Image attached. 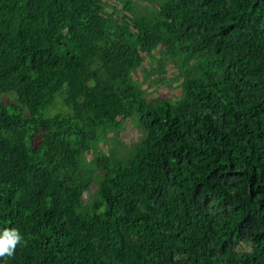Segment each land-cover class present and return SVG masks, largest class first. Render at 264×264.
<instances>
[{"label": "trees", "instance_id": "trees-1", "mask_svg": "<svg viewBox=\"0 0 264 264\" xmlns=\"http://www.w3.org/2000/svg\"><path fill=\"white\" fill-rule=\"evenodd\" d=\"M12 93L0 264H264V0H0Z\"/></svg>", "mask_w": 264, "mask_h": 264}, {"label": "rangeland", "instance_id": "rangeland-1", "mask_svg": "<svg viewBox=\"0 0 264 264\" xmlns=\"http://www.w3.org/2000/svg\"><path fill=\"white\" fill-rule=\"evenodd\" d=\"M166 65L167 66H164L166 69V73L157 74L152 77V84L147 83V81L143 83L142 88L146 92V97L148 99H152V101L156 102V100L159 99H168L175 101L182 95V88L180 85L182 81H180L181 79L178 78V75L176 76L177 68L168 63ZM147 67L150 68V65H148ZM142 80L143 79H141L140 82ZM0 102L6 103L7 108L12 113H16L17 115H24V111L17 105L16 98L13 95L10 94L8 96H2L0 98ZM142 136V131L137 128L130 120H126L122 123L120 140L125 145L130 146L131 143L139 141ZM107 148L108 146L106 144H103L101 146L102 150ZM89 158H91V156H89ZM85 197H87V195H85Z\"/></svg>", "mask_w": 264, "mask_h": 264}, {"label": "clouds", "instance_id": "clouds-1", "mask_svg": "<svg viewBox=\"0 0 264 264\" xmlns=\"http://www.w3.org/2000/svg\"><path fill=\"white\" fill-rule=\"evenodd\" d=\"M22 240L23 237L16 228H5L0 232V258L13 256L17 245Z\"/></svg>", "mask_w": 264, "mask_h": 264}, {"label": "crops", "instance_id": "crops-1", "mask_svg": "<svg viewBox=\"0 0 264 264\" xmlns=\"http://www.w3.org/2000/svg\"><path fill=\"white\" fill-rule=\"evenodd\" d=\"M11 95H13V93L11 94ZM14 96V95H13ZM17 99V98H16Z\"/></svg>", "mask_w": 264, "mask_h": 264}]
</instances>
